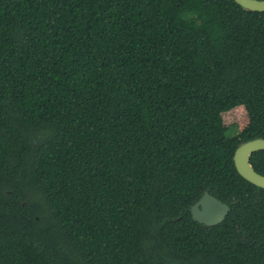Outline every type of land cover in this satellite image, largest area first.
I'll return each instance as SVG.
<instances>
[{"label": "trees", "instance_id": "1", "mask_svg": "<svg viewBox=\"0 0 264 264\" xmlns=\"http://www.w3.org/2000/svg\"><path fill=\"white\" fill-rule=\"evenodd\" d=\"M257 138L264 13L0 0V264H264V190L234 164ZM206 192L231 208L215 227L192 218Z\"/></svg>", "mask_w": 264, "mask_h": 264}, {"label": "water", "instance_id": "2", "mask_svg": "<svg viewBox=\"0 0 264 264\" xmlns=\"http://www.w3.org/2000/svg\"><path fill=\"white\" fill-rule=\"evenodd\" d=\"M246 11L264 13V0H234ZM264 151V138H257L241 143L235 151L234 164L238 174L250 184L264 190V176L259 174L251 164V156ZM231 208L208 192L191 208L195 222L207 227L223 223Z\"/></svg>", "mask_w": 264, "mask_h": 264}, {"label": "rangeland", "instance_id": "3", "mask_svg": "<svg viewBox=\"0 0 264 264\" xmlns=\"http://www.w3.org/2000/svg\"><path fill=\"white\" fill-rule=\"evenodd\" d=\"M223 121L225 126L228 128V135H235L244 129L248 123V114L244 107H238L230 112L224 113Z\"/></svg>", "mask_w": 264, "mask_h": 264}]
</instances>
